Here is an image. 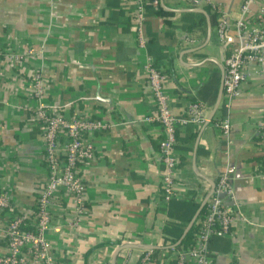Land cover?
<instances>
[{
    "label": "crops",
    "instance_id": "obj_1",
    "mask_svg": "<svg viewBox=\"0 0 264 264\" xmlns=\"http://www.w3.org/2000/svg\"><path fill=\"white\" fill-rule=\"evenodd\" d=\"M242 2L158 0L153 9H145L141 45L135 0H0V45L24 56L20 67L0 59V185L13 188L17 213L33 207L48 176L43 128L24 110L35 103L27 97L32 71L42 72L45 102L58 106L66 118L114 123L94 135L96 159L81 172L83 220L77 227L51 231L59 264H110L116 249L128 244L161 247L153 264H164L169 248L179 246L209 197L202 190L212 189L227 160L236 168L234 193L247 221L230 233L213 235L208 248L214 264H264L263 77L249 69L230 108L221 101L209 121L221 85L220 66L230 51V45L217 40L214 7L221 6L235 20ZM194 9L210 17L207 44V17ZM148 58L167 75L164 89L174 115L184 116L195 100L206 105L201 123L176 127L178 191L169 203L162 187L163 131L156 121H143L156 115L144 69ZM227 115L229 155L216 126ZM66 207L73 218L72 203ZM57 219L62 225L63 218ZM6 251L0 230V253Z\"/></svg>",
    "mask_w": 264,
    "mask_h": 264
},
{
    "label": "built area",
    "instance_id": "obj_2",
    "mask_svg": "<svg viewBox=\"0 0 264 264\" xmlns=\"http://www.w3.org/2000/svg\"><path fill=\"white\" fill-rule=\"evenodd\" d=\"M137 3L138 37L144 45L142 34L145 19V0ZM153 3L157 4V0ZM218 13L216 37L221 45H230L224 60V79L222 103L229 109L240 93L242 83L248 78L249 69L264 79V0H243L239 17L230 19L221 7H214ZM233 31V38L230 35ZM233 42H230L231 39ZM193 42V40H189ZM229 43V44H228ZM27 54H32L28 51ZM24 56L8 46L0 45V59L13 67H20ZM150 91L156 108V115L145 117L143 121H156L162 128L163 138L159 150L164 163L162 175L163 195L169 203L177 195L178 181L176 168L179 160L173 153L176 144V127L180 124L201 123L206 105L200 100L188 104L184 116L172 113L169 96L164 82L167 75L158 69L148 58L144 67ZM45 83L39 70L30 73L27 97L35 101L25 105L43 128L44 161L48 169L46 182L38 194L33 207L25 214L17 213L13 188L0 185V230L7 242V251L0 253V264H59L53 251L51 231L56 226L77 227L85 213L86 184L81 174L85 166L96 159L93 137L96 133L111 128L114 123L93 119L89 116L66 118L58 106L45 102ZM229 155L231 122L227 115L216 124ZM264 141V118L259 124ZM264 148V147H263ZM229 157V156H228ZM236 168L227 160L214 189L206 187L204 195L209 194L207 212L197 227L195 242L188 249L169 248L164 264H214L213 254L208 248L210 238L215 234L230 233L235 224L246 222L242 214L232 181ZM199 190V189H197ZM73 206L74 217L66 205ZM2 215L7 216L6 220ZM58 216L63 224H58ZM2 220V221H1ZM155 250L123 249L117 255V264H153Z\"/></svg>",
    "mask_w": 264,
    "mask_h": 264
},
{
    "label": "water",
    "instance_id": "obj_3",
    "mask_svg": "<svg viewBox=\"0 0 264 264\" xmlns=\"http://www.w3.org/2000/svg\"><path fill=\"white\" fill-rule=\"evenodd\" d=\"M194 12H200L203 13L204 15H206L207 17V26H208V37H207V41L206 44L210 41L211 38V34H212V23L210 21V17L207 14V12L204 9H194ZM222 69V80H221V85H220V89H219V93H218V97H217V101L214 105V109L213 112L211 114V116L209 117V121H211L213 115L216 113V111L218 110L220 103H221V99H222V94H223V79H224V67L221 65L220 66ZM212 189H214L215 183H211ZM208 196L205 198V200L201 203V205L199 206L197 212L195 213L193 219L191 220V222L189 223V225L187 226V228L185 229V231L183 232L180 240L178 241L177 245H180V243H182V241L184 240V238L187 236L188 232L192 229L195 221L197 220V218L199 217L201 211L204 209L207 200H208ZM176 245V246H177ZM135 248H143V249H150V250H159L161 247L158 246H151V245H142V246H137V245H133V244H128V245H123L120 246L116 249V251L114 252L113 256H112V261L110 264H116V259H117V255L118 253L123 250V249H135Z\"/></svg>",
    "mask_w": 264,
    "mask_h": 264
},
{
    "label": "trees",
    "instance_id": "obj_4",
    "mask_svg": "<svg viewBox=\"0 0 264 264\" xmlns=\"http://www.w3.org/2000/svg\"><path fill=\"white\" fill-rule=\"evenodd\" d=\"M156 0H145V4L144 7L147 10H151L153 9V2ZM158 1V0H157ZM212 10V9H211ZM162 13V11H160ZM160 12L157 11V13L159 14ZM213 12V11H212ZM192 28V27H191ZM190 28V30H191ZM192 31V30H191ZM228 55V54H227ZM157 67V66H156ZM158 68V67H157ZM159 69V68H158ZM176 145V144H175ZM207 212V206L205 205L204 209L201 211L199 217L197 218V220L195 221L192 229L188 232L187 236L184 238V240L182 241V243L177 246V247H183L185 249H188L190 246H192L195 242V236H196V231H197V227L199 226V224L201 223L203 216L205 215V213ZM157 253V251H155Z\"/></svg>",
    "mask_w": 264,
    "mask_h": 264
}]
</instances>
